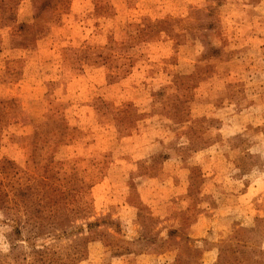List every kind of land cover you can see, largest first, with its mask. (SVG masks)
<instances>
[{
    "label": "rangeland",
    "instance_id": "rangeland-1",
    "mask_svg": "<svg viewBox=\"0 0 264 264\" xmlns=\"http://www.w3.org/2000/svg\"><path fill=\"white\" fill-rule=\"evenodd\" d=\"M0 264H264V0H0Z\"/></svg>",
    "mask_w": 264,
    "mask_h": 264
}]
</instances>
